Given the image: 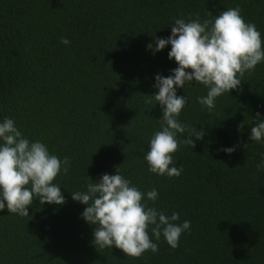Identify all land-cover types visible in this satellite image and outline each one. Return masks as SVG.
Segmentation results:
<instances>
[{
    "label": "trees",
    "instance_id": "trees-1",
    "mask_svg": "<svg viewBox=\"0 0 264 264\" xmlns=\"http://www.w3.org/2000/svg\"><path fill=\"white\" fill-rule=\"evenodd\" d=\"M237 5L264 39V0H0V119L71 161L54 180L63 205L37 199L29 216L0 212V264H264V170L256 169L264 144L248 140L264 118V63L211 112L196 102L202 85L177 89L189 97L180 121L204 131L172 154L179 177L149 173L142 158L161 117L153 77L176 67L170 45L156 53L147 45L167 37L175 18ZM233 145L230 155L217 151ZM116 166L142 191L157 188V208L191 222L178 247L161 237L157 253L133 258L93 246L94 226L71 192Z\"/></svg>",
    "mask_w": 264,
    "mask_h": 264
},
{
    "label": "clouds",
    "instance_id": "clouds-1",
    "mask_svg": "<svg viewBox=\"0 0 264 264\" xmlns=\"http://www.w3.org/2000/svg\"><path fill=\"white\" fill-rule=\"evenodd\" d=\"M169 25L167 37L154 38V44L147 45L153 53L170 45L167 57L176 67L167 76L157 73L153 77L156 91L150 97L160 105L161 117L142 158L149 173L172 178L183 171L172 154L182 145L193 148L194 140L204 135L203 129L180 121L189 97L177 95V89L184 90L193 82L202 85L206 94L197 96L196 102L213 111L218 97L238 90L241 77L264 63V39L254 23L245 21L238 5L203 20L199 16L175 18ZM60 43L69 45L70 41L61 37ZM243 125L237 126L238 132ZM248 140L264 144V118L250 127ZM217 151L230 155L236 145ZM259 155L258 172L264 170V153ZM70 166L69 157L52 154L41 140H30L12 118L0 119V212L7 209L19 217L29 216L28 208L37 199L41 205H63L61 186L54 180L67 174ZM71 198L85 205L80 215L94 226L91 242L95 248L116 247L126 256L139 258L145 252L157 253L161 237L175 249L181 234L190 231L191 222L181 221L178 212L167 214L155 206L156 187L142 191L118 166L115 174L103 173L96 181L88 176L84 190L71 192Z\"/></svg>",
    "mask_w": 264,
    "mask_h": 264
}]
</instances>
